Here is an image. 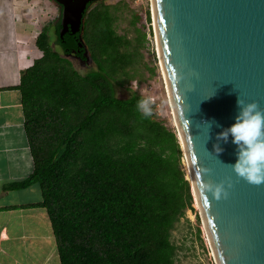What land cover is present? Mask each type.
Segmentation results:
<instances>
[{
  "label": "trees",
  "instance_id": "1",
  "mask_svg": "<svg viewBox=\"0 0 264 264\" xmlns=\"http://www.w3.org/2000/svg\"><path fill=\"white\" fill-rule=\"evenodd\" d=\"M120 5L90 2L84 29L63 37L60 17L55 40L43 27L35 38L42 54L21 74L34 170L12 186L40 183L39 205L50 217L61 264H177L173 229L193 207L177 129L154 103L149 118L136 108L143 94L132 82L158 74L144 53L150 10L142 26L141 14L130 10V38L117 30ZM86 48L95 67L81 72L68 55ZM118 87L130 96H117Z\"/></svg>",
  "mask_w": 264,
  "mask_h": 264
},
{
  "label": "water",
  "instance_id": "2",
  "mask_svg": "<svg viewBox=\"0 0 264 264\" xmlns=\"http://www.w3.org/2000/svg\"><path fill=\"white\" fill-rule=\"evenodd\" d=\"M55 1L61 6L60 36L83 30L84 13L95 0ZM151 5L159 62L191 170L187 178L201 202L215 261L264 264V184L235 173L231 138L220 141L222 152L213 147L217 133L235 121L237 96L264 109V0H151ZM84 57L92 62L88 48ZM217 184L226 192L219 199L205 187Z\"/></svg>",
  "mask_w": 264,
  "mask_h": 264
},
{
  "label": "crops",
  "instance_id": "3",
  "mask_svg": "<svg viewBox=\"0 0 264 264\" xmlns=\"http://www.w3.org/2000/svg\"><path fill=\"white\" fill-rule=\"evenodd\" d=\"M28 1L0 0V264H61L40 183L12 186L34 170L19 86L42 52Z\"/></svg>",
  "mask_w": 264,
  "mask_h": 264
},
{
  "label": "rangeland",
  "instance_id": "4",
  "mask_svg": "<svg viewBox=\"0 0 264 264\" xmlns=\"http://www.w3.org/2000/svg\"><path fill=\"white\" fill-rule=\"evenodd\" d=\"M109 4L120 5L118 9L115 10L117 14L116 26L117 30L121 34H127L128 37L132 38L136 34L134 26L132 24L133 15L131 9L134 8L141 14L142 19L138 23V26H142L145 18L146 11L149 8L151 0H105ZM128 6H126L124 3ZM30 10L28 16L31 19L32 24L35 26V34H39L41 29L45 26L50 27L51 34L56 39L55 25L61 17V7L54 0H48L45 2L43 0H29ZM151 11V10H150ZM153 22L151 15V22ZM149 24V23H148ZM146 25L145 31H148L149 25ZM144 28V27H143ZM37 32V33H36ZM37 34V35H38ZM36 35V37H37ZM149 41L144 48L145 57L150 63L157 64L158 74L147 80L152 82L153 86L156 88L157 98L159 99L160 107L159 112L169 116L170 122L175 126L174 117L172 113V108L170 105L169 95L167 91V84L162 73V68L160 66L157 45L155 42L154 35L149 34ZM54 47L59 48L55 43ZM74 66L81 72H85L88 68L81 64L77 59L71 58ZM92 67H95L93 62H90ZM117 96L122 98H127L130 96L131 91L125 88L118 87L116 89ZM182 167L187 174V162L182 159ZM200 229V231H199ZM172 240L177 244V264H217L215 261L214 253L209 242V237L205 226L202 222L201 211L193 200V207L187 208L185 214L176 223L175 228L172 233Z\"/></svg>",
  "mask_w": 264,
  "mask_h": 264
},
{
  "label": "clouds",
  "instance_id": "5",
  "mask_svg": "<svg viewBox=\"0 0 264 264\" xmlns=\"http://www.w3.org/2000/svg\"><path fill=\"white\" fill-rule=\"evenodd\" d=\"M152 103L150 97L137 101V111L143 118L152 116ZM236 103L239 111L234 123L217 133V143L213 147L220 153L224 150L220 141L227 143L231 138V142L236 146V159L231 164L235 173L251 184H264V109L259 107L258 102L245 103L239 96ZM203 171L206 173L207 169ZM205 187L217 199L222 193L226 195L223 184Z\"/></svg>",
  "mask_w": 264,
  "mask_h": 264
},
{
  "label": "built area",
  "instance_id": "6",
  "mask_svg": "<svg viewBox=\"0 0 264 264\" xmlns=\"http://www.w3.org/2000/svg\"><path fill=\"white\" fill-rule=\"evenodd\" d=\"M135 1H137V0H135ZM150 5H151V3H150ZM151 8H150V13H151V15H152V5L150 6ZM153 16V15H152ZM152 19H153V17H152ZM149 29H148V31H150V34L152 35H154V38H155V33H154V23L152 22V23H150L149 22ZM155 42H156V40H155ZM132 86L133 87H135V88H140V91H141V93L143 94V98H145V97H150L151 98V100L153 101V103L156 105V107L158 108V112H159V107H160V103H159V99L157 98V92H156V88L153 86V84H152V82H150V81H145V82H142L141 84H139L138 83V81L137 80H134L133 82H132Z\"/></svg>",
  "mask_w": 264,
  "mask_h": 264
},
{
  "label": "bare ground",
  "instance_id": "7",
  "mask_svg": "<svg viewBox=\"0 0 264 264\" xmlns=\"http://www.w3.org/2000/svg\"><path fill=\"white\" fill-rule=\"evenodd\" d=\"M155 28H156V30L158 29V26H157V22H156V20H155ZM158 31V30H157ZM158 44H159V42H158ZM159 47V52H160V46H158ZM162 61V60H161ZM162 64V66L161 67H163L162 68V71H164V73H163V75L165 76V79H166V82H167V87L169 88V92H170V86H169V80H168V77H167V74H166V72H165V67H164V64H163V62H161ZM186 160V159H185ZM187 162V161H186ZM187 176H188V178H192V176H191V170H190V168H189V166H188V163H187ZM193 187H194V185H193ZM194 197H195V203H196V205L199 207V209H200V211H201V213H202V215H204L203 214V208H202V205H201V202L199 201V197H198V195H197V192H196V190L194 189ZM203 224H204V226H205V229H206V231H207V234L209 233L208 232V227H207V222H206V220H205V216H204V222H203ZM208 237H209V234H208ZM209 242H210V239H209ZM210 244H211V242H210Z\"/></svg>",
  "mask_w": 264,
  "mask_h": 264
},
{
  "label": "flooded vegetation",
  "instance_id": "8",
  "mask_svg": "<svg viewBox=\"0 0 264 264\" xmlns=\"http://www.w3.org/2000/svg\"><path fill=\"white\" fill-rule=\"evenodd\" d=\"M61 22V21H60ZM72 56H80L83 58V61L78 60L77 58H73V59H77L81 64H83L84 66H88L90 64V62L86 61L84 54L83 55H77L75 53H70Z\"/></svg>",
  "mask_w": 264,
  "mask_h": 264
}]
</instances>
